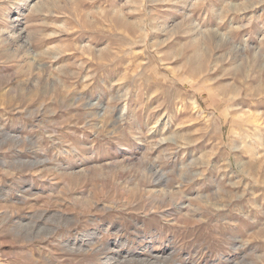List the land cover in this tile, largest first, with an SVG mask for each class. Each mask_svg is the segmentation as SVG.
<instances>
[{"label":"rangeland","instance_id":"rangeland-1","mask_svg":"<svg viewBox=\"0 0 264 264\" xmlns=\"http://www.w3.org/2000/svg\"><path fill=\"white\" fill-rule=\"evenodd\" d=\"M0 264H264V0H0Z\"/></svg>","mask_w":264,"mask_h":264}]
</instances>
